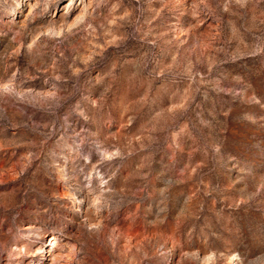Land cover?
Listing matches in <instances>:
<instances>
[{
  "label": "rangeland",
  "instance_id": "rangeland-1",
  "mask_svg": "<svg viewBox=\"0 0 264 264\" xmlns=\"http://www.w3.org/2000/svg\"><path fill=\"white\" fill-rule=\"evenodd\" d=\"M46 263L264 264V0H0V264Z\"/></svg>",
  "mask_w": 264,
  "mask_h": 264
},
{
  "label": "bare ground",
  "instance_id": "bare-ground-1",
  "mask_svg": "<svg viewBox=\"0 0 264 264\" xmlns=\"http://www.w3.org/2000/svg\"><path fill=\"white\" fill-rule=\"evenodd\" d=\"M51 241H52V237H49V243ZM52 246L53 245H51L50 247H52ZM48 252H50V255L52 256L53 259H58L59 257L61 258V255H63L62 252L60 251V249H57V248H54V247H52L51 249H48ZM203 259L207 260L208 256H205Z\"/></svg>",
  "mask_w": 264,
  "mask_h": 264
}]
</instances>
